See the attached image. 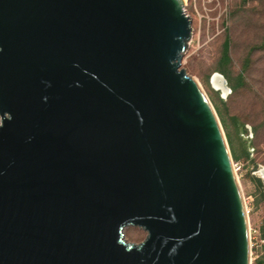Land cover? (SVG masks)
<instances>
[{"label":"water","instance_id":"obj_1","mask_svg":"<svg viewBox=\"0 0 264 264\" xmlns=\"http://www.w3.org/2000/svg\"><path fill=\"white\" fill-rule=\"evenodd\" d=\"M192 33L184 0H0V264H252Z\"/></svg>","mask_w":264,"mask_h":264},{"label":"rangeland","instance_id":"obj_2","mask_svg":"<svg viewBox=\"0 0 264 264\" xmlns=\"http://www.w3.org/2000/svg\"><path fill=\"white\" fill-rule=\"evenodd\" d=\"M192 20V38L182 63L205 92L226 134L247 205L252 242L264 240V0H184ZM229 61L223 60L226 40ZM224 70L228 86L242 85L226 99L211 79ZM224 76V75H223ZM233 91V92H232ZM1 123V118H0ZM129 242L139 244L147 232L125 229ZM252 264L264 259V245L252 248Z\"/></svg>","mask_w":264,"mask_h":264},{"label":"bare ground","instance_id":"obj_3","mask_svg":"<svg viewBox=\"0 0 264 264\" xmlns=\"http://www.w3.org/2000/svg\"><path fill=\"white\" fill-rule=\"evenodd\" d=\"M213 85H214V88L221 92L223 94V98L226 99L227 97H229V95L231 94L230 91L231 89L226 86L225 84V79H223L222 77H219V76H216L214 78V81H213ZM233 92V91H232ZM234 167H235V171L237 172V169H236V166H235V163H234ZM260 172V175L263 177L264 179V167L261 168V170L259 171ZM238 176V175H237ZM239 178V177H238ZM246 204V202H245ZM246 208H247V205H246ZM248 210V209H247ZM248 212V211H247ZM249 213V212H248ZM250 230H251V227H250Z\"/></svg>","mask_w":264,"mask_h":264},{"label":"trees","instance_id":"obj_4","mask_svg":"<svg viewBox=\"0 0 264 264\" xmlns=\"http://www.w3.org/2000/svg\"><path fill=\"white\" fill-rule=\"evenodd\" d=\"M229 49H230V41L229 39L226 40L225 44H224V50H223V60L224 61H229ZM222 74L224 75V77L229 81V83L231 82V77L228 74V72L221 70ZM237 81V86H232L231 89L232 90H236L238 87H240L242 85V78H240V76L236 79ZM257 264H264V259H259Z\"/></svg>","mask_w":264,"mask_h":264},{"label":"built area","instance_id":"obj_5","mask_svg":"<svg viewBox=\"0 0 264 264\" xmlns=\"http://www.w3.org/2000/svg\"><path fill=\"white\" fill-rule=\"evenodd\" d=\"M252 229L250 230V241H251V257L253 256V253H252V248H254V247H262L263 245H264V240H261L260 241V243L259 244H253V242H252Z\"/></svg>","mask_w":264,"mask_h":264}]
</instances>
